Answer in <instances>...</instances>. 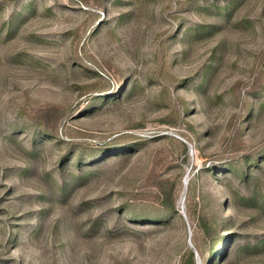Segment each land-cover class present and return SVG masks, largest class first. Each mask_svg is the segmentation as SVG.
<instances>
[{
  "label": "rangeland",
  "instance_id": "obj_1",
  "mask_svg": "<svg viewBox=\"0 0 264 264\" xmlns=\"http://www.w3.org/2000/svg\"><path fill=\"white\" fill-rule=\"evenodd\" d=\"M0 264H264V0H0Z\"/></svg>",
  "mask_w": 264,
  "mask_h": 264
},
{
  "label": "bare ground",
  "instance_id": "obj_2",
  "mask_svg": "<svg viewBox=\"0 0 264 264\" xmlns=\"http://www.w3.org/2000/svg\"><path fill=\"white\" fill-rule=\"evenodd\" d=\"M185 185V184H184Z\"/></svg>",
  "mask_w": 264,
  "mask_h": 264
},
{
  "label": "trees",
  "instance_id": "obj_3",
  "mask_svg": "<svg viewBox=\"0 0 264 264\" xmlns=\"http://www.w3.org/2000/svg\"><path fill=\"white\" fill-rule=\"evenodd\" d=\"M192 256V255H191Z\"/></svg>",
  "mask_w": 264,
  "mask_h": 264
}]
</instances>
